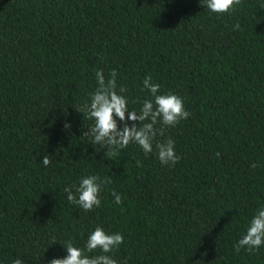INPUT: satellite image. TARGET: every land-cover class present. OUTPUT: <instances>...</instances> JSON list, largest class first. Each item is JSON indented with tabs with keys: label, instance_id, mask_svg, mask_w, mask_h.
<instances>
[{
	"label": "trees",
	"instance_id": "1",
	"mask_svg": "<svg viewBox=\"0 0 264 264\" xmlns=\"http://www.w3.org/2000/svg\"><path fill=\"white\" fill-rule=\"evenodd\" d=\"M97 70L116 71L129 111L151 99L148 76L182 98L190 115L157 137L175 142L174 166L154 146L111 156L83 136L93 121L76 109ZM89 175L111 182L85 211L64 189ZM261 207L264 0L223 14L199 0H0V264H47L69 240L89 254L97 226L123 236L117 264H264V245L235 249Z\"/></svg>",
	"mask_w": 264,
	"mask_h": 264
},
{
	"label": "clouds",
	"instance_id": "2",
	"mask_svg": "<svg viewBox=\"0 0 264 264\" xmlns=\"http://www.w3.org/2000/svg\"><path fill=\"white\" fill-rule=\"evenodd\" d=\"M240 2L241 0H199L204 8L216 14L229 12ZM235 27L238 28L239 25ZM116 76V71L112 70L106 80L102 71H96V89L90 93L89 101L76 109L93 121L86 127L87 130L83 131V136L89 138L90 144L99 145L111 156L118 155L120 150L130 143L137 144L146 156L153 151L154 146L160 164L174 166L180 159L174 150L175 142L171 138L157 139V137H163L166 127H174L190 115L184 108L182 98L171 92L161 94L160 85L153 83L152 78L148 76L143 80V87L149 91L151 99L144 100L139 111H129L127 98L123 95L126 89L120 87L117 92ZM117 121L120 122L119 125ZM129 121L132 122L131 126ZM217 156L219 157V153ZM50 162L49 156L44 155L43 165L48 166ZM250 166L255 168L256 164ZM110 182L108 178L101 180L97 175H89L82 177L78 186H73L74 192L69 187H65L64 192L70 203L78 205L85 211H91L94 207L100 206L101 189ZM111 195L115 203H121L122 197L114 190ZM123 239L121 234H109L102 227L97 226L90 232L85 244L89 254H85L84 250L75 247L69 240L63 245L67 255L53 258L47 264H117L110 253L123 242ZM261 245H264V207L257 209L235 249L239 251L241 248H247L251 252ZM97 249L100 250L99 254L90 255ZM12 264H24V262L16 258Z\"/></svg>",
	"mask_w": 264,
	"mask_h": 264
}]
</instances>
